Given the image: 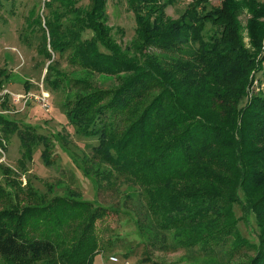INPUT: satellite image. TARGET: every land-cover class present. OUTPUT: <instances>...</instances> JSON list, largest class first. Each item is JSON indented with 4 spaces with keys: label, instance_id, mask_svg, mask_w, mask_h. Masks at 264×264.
Segmentation results:
<instances>
[{
    "label": "trees",
    "instance_id": "trees-1",
    "mask_svg": "<svg viewBox=\"0 0 264 264\" xmlns=\"http://www.w3.org/2000/svg\"><path fill=\"white\" fill-rule=\"evenodd\" d=\"M126 1L135 23L127 44L112 35L108 0H43L42 18L31 8L23 26L27 45L38 33L39 53L52 59L45 89L90 142L86 162L95 168L87 173L99 193L135 190L143 212L135 225L155 250L182 251L188 264H264V191L252 200L264 190V0H190L176 20L165 13L173 0ZM244 9L252 15L248 49L239 33ZM253 82L259 90L250 97ZM37 128L0 114V151L15 135L19 169L39 146L42 156L51 148ZM110 209L63 197L0 209V258L94 264L121 240L99 235ZM250 220L254 242L239 230Z\"/></svg>",
    "mask_w": 264,
    "mask_h": 264
},
{
    "label": "rangeland",
    "instance_id": "rangeland-1",
    "mask_svg": "<svg viewBox=\"0 0 264 264\" xmlns=\"http://www.w3.org/2000/svg\"><path fill=\"white\" fill-rule=\"evenodd\" d=\"M220 2L221 0H212L211 3L213 6H220ZM189 3L190 0H173L167 4L165 13L176 20ZM31 8H34L35 13L38 12L42 18L43 0H0V102L5 101V94L10 98L5 101L4 106L0 103V114L5 113L10 118L25 120L37 126V133L47 136L51 148L45 156H42L44 148L39 146L38 150L32 153L28 167L23 169L17 167L19 142L15 135L7 145L6 155L0 151V188L4 189H2L4 195L0 191V209L26 204L44 206L56 197L73 198L96 205L104 203L111 209L102 221L97 222V228L101 230L99 235L104 239L117 235L121 240H112L115 245L111 254L103 252L95 258L94 264H142L145 258H149L151 263L188 264L182 259V251H160L148 246V232H144L141 240L135 225L137 212L140 211V206L134 204L137 198L135 190L120 189L113 194L112 191L99 193L96 189L95 178L91 173L95 167L86 162L92 157L90 146H85L90 142L73 132L65 114L57 106L58 97L45 89L47 67L52 59L45 60L46 57L39 53L35 42L38 33L34 35L32 47H29L23 38L25 37L23 26L29 19L28 12ZM107 14L108 23L113 29L112 35L117 42L123 44L131 42L135 23L133 14L127 7V1L108 0ZM250 17L252 18V15L250 16L245 9L238 16L239 33L244 38L246 49L249 48L247 25ZM263 18L260 17L258 20L263 21ZM43 22L42 20V25ZM48 40L46 38L47 51ZM61 65L63 68L66 67V60H61ZM95 79L96 82L98 80L103 82V78ZM98 86L102 85L98 84ZM107 86L108 83L102 87L107 88ZM258 90L257 82H253L249 96L251 97ZM62 149L68 150L74 159ZM26 169L28 175H25ZM88 170L91 172L87 173ZM263 191L260 187L256 188L252 200L254 201ZM30 192H33L34 196L29 195ZM127 194L131 196L128 199L129 204L124 202ZM239 194L242 196L241 191ZM235 212L240 216L237 210ZM139 213L143 214V212ZM239 230L245 240L249 242L257 240L256 231L259 233V229L253 220L247 224L241 222ZM121 246L128 248L123 249ZM122 253H127L129 257L122 259ZM114 257L116 261L111 259ZM0 264L13 263L0 258Z\"/></svg>",
    "mask_w": 264,
    "mask_h": 264
},
{
    "label": "built area",
    "instance_id": "built-area-1",
    "mask_svg": "<svg viewBox=\"0 0 264 264\" xmlns=\"http://www.w3.org/2000/svg\"><path fill=\"white\" fill-rule=\"evenodd\" d=\"M113 261H116L117 259L114 257V258H111Z\"/></svg>",
    "mask_w": 264,
    "mask_h": 264
}]
</instances>
